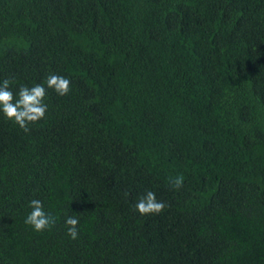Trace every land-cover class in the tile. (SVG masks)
<instances>
[{
    "label": "trees",
    "instance_id": "1",
    "mask_svg": "<svg viewBox=\"0 0 264 264\" xmlns=\"http://www.w3.org/2000/svg\"><path fill=\"white\" fill-rule=\"evenodd\" d=\"M53 74L0 113V264H264V0H0V81Z\"/></svg>",
    "mask_w": 264,
    "mask_h": 264
},
{
    "label": "clouds",
    "instance_id": "2",
    "mask_svg": "<svg viewBox=\"0 0 264 264\" xmlns=\"http://www.w3.org/2000/svg\"><path fill=\"white\" fill-rule=\"evenodd\" d=\"M14 81L4 79L0 81V113L13 121L20 129L27 132L30 124H36L44 119L47 105L44 103L46 89H52L57 95L63 97L70 91V80L60 75H49L45 84H37L32 87L21 86L18 93L14 96L10 90V85ZM46 85V86H45ZM183 176L170 177V186L173 190H179L183 186ZM30 213L25 218V224L32 226L36 232H42L55 224V219L44 211L42 201L33 199L29 202ZM135 210L141 215L160 214L165 204L157 201L155 193L146 192L134 205ZM79 221L75 217L69 216L65 224L67 235L75 240L78 238Z\"/></svg>",
    "mask_w": 264,
    "mask_h": 264
}]
</instances>
